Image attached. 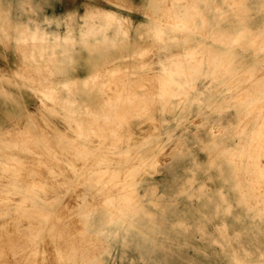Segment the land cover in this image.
Instances as JSON below:
<instances>
[{
    "label": "rangeland",
    "instance_id": "1",
    "mask_svg": "<svg viewBox=\"0 0 264 264\" xmlns=\"http://www.w3.org/2000/svg\"><path fill=\"white\" fill-rule=\"evenodd\" d=\"M0 264H264V0H0Z\"/></svg>",
    "mask_w": 264,
    "mask_h": 264
},
{
    "label": "bare ground",
    "instance_id": "2",
    "mask_svg": "<svg viewBox=\"0 0 264 264\" xmlns=\"http://www.w3.org/2000/svg\"><path fill=\"white\" fill-rule=\"evenodd\" d=\"M94 11V12H93ZM91 13H93L92 14V16L93 17H102L103 18V20L104 21H108V19L109 18H114L117 22L119 21V18H117V15L115 14V13H113V11H105V10H103V11H99L98 9H97V11L98 12H96L95 10H93ZM87 13H89V11L87 12ZM122 19V18H121ZM124 20V19H123ZM126 20V19H125ZM122 21V20H121ZM123 24V23H122ZM185 27V26H184ZM192 122V121H191ZM41 148V147H40ZM67 150V149H66ZM141 170V169H140ZM128 172V171H127ZM118 173V172H117ZM104 175V174H103ZM111 175V174H110ZM109 176V175H108ZM112 177H114V176H112ZM111 177V178H112ZM109 178V177H108ZM3 183V182H2ZM1 183V184H2ZM9 183V182H8ZM104 184H105V182H104ZM11 185V184H10ZM111 185V184H110ZM9 200V199H8ZM7 200V201H8ZM12 201V200H11ZM22 201V200H21ZM55 201V200H54ZM19 202V201H18ZM21 205V204H20ZM40 218H41V220H40V225L42 226V223L43 222H46L48 219H47V215L46 214H41L40 215ZM68 221V220H67ZM52 226H53V222H52ZM20 231V230H19ZM59 231V230H58ZM53 233H55V232H53ZM43 235V230H41V229H39V230H33V229H30V228H28V229H26L25 230V238H27L28 240H29V246L28 247H30L32 244H35L36 243V240L37 239H39L41 236ZM51 236H53V234L51 235ZM50 236V237H51ZM36 247V246H35ZM34 247V248H35ZM57 247V246H56ZM38 251V250H37ZM37 255V254H36Z\"/></svg>",
    "mask_w": 264,
    "mask_h": 264
},
{
    "label": "crops",
    "instance_id": "3",
    "mask_svg": "<svg viewBox=\"0 0 264 264\" xmlns=\"http://www.w3.org/2000/svg\"><path fill=\"white\" fill-rule=\"evenodd\" d=\"M71 2H72V4L74 5L78 0H70ZM61 10H59V9H56V10H53V11H51V13H48V15L49 16H53V17H59V16H61L60 14H62L61 12H60ZM82 11V10H81ZM90 12V11H89ZM81 14H83L82 12H81ZM18 16V15H17ZM88 17L89 15H80V17ZM62 32H64V31H62Z\"/></svg>",
    "mask_w": 264,
    "mask_h": 264
}]
</instances>
